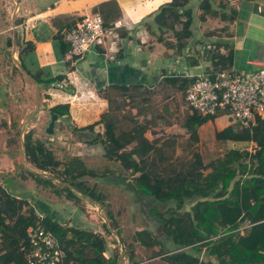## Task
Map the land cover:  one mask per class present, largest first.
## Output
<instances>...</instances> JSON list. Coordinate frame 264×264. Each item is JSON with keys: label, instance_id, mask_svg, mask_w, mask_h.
<instances>
[{"label": "trees", "instance_id": "16d2710c", "mask_svg": "<svg viewBox=\"0 0 264 264\" xmlns=\"http://www.w3.org/2000/svg\"><path fill=\"white\" fill-rule=\"evenodd\" d=\"M190 1L170 0L159 6L151 17L157 31L161 34L165 31L172 33L171 39L179 54L182 49L191 45L186 41L190 38L192 40L189 32L194 26V17L205 23L209 17L218 18L225 24L235 17L233 8L226 10V0L218 5L219 11L212 7L210 0H198L196 12L189 5ZM92 12L101 15L103 27L111 34L125 36L124 28L113 26L120 15L114 1L101 2ZM225 24L220 26V31L225 30ZM142 25L150 35L151 24L144 21ZM212 35L207 32V37L211 38L200 42V48L190 52L193 61L188 64L191 66L199 61H207L208 66L203 69V73L211 79L219 72H233L230 36L227 33L226 37L222 35V38H213ZM54 37L59 41L64 54L66 45L62 40L63 36L55 34ZM157 39L162 40L161 36ZM29 49L30 46L25 44L18 54ZM75 59V56L67 57L66 66L69 69L72 67L70 61ZM20 65L23 72L39 85V100L43 103L47 98L44 92L50 84L65 78L64 75H58L42 81L38 75L28 73L21 63ZM163 81L184 92L193 78L170 75L164 77ZM42 85L45 86L42 88ZM141 86L134 81L109 85L102 93L107 102V110L99 115L97 121L78 128V131L85 133L86 142L99 144L102 156L114 160L123 171L130 172L133 178V183H128L123 177L111 180L107 173H103L101 177L104 181L97 183H127L123 185L124 188L131 191L148 214L159 222L162 239L144 228L134 232L135 241L147 248L159 245L157 250L154 248L150 258L157 257L165 264H264V119L256 118L255 124L250 128L235 130L227 126L216 131L215 138L222 141H252L253 152L228 149L192 179L182 174L181 166H175V163L162 157L155 158L144 169L142 163L146 159L131 154L119 155V151L125 146L145 143L147 139L143 136L135 115L117 116L116 112L121 107L115 100L120 98V103L123 104L134 100L135 96H142L140 102L145 103L148 101L146 95L150 92L143 90L144 87ZM134 105L138 107L137 102ZM48 111L58 118L68 117L66 104L53 105ZM224 113L223 110H217L209 116L192 111L185 115L182 125L193 130L206 121L213 120L215 115L221 116ZM98 124L102 128L101 133L94 134L93 128ZM11 125L15 126L14 123ZM34 136V130L28 129L22 134L20 142L23 159L29 165L25 170L33 181L48 188L58 186L67 198L73 199L81 212L86 210L84 204L81 207L78 205L83 199L102 206V199L95 193L97 183L92 182L89 186L86 181L89 178L95 179L97 173L87 168L77 156L57 159L49 141ZM37 215L33 208L26 207L24 199H17L0 185V264H26L18 247L25 238V231L37 224ZM105 216L109 223L101 218L100 223L109 232L112 228L110 213L106 212ZM41 222L52 232L64 252L61 264H119L118 248H113L110 256H104L106 246L101 234L72 226L61 227L49 214L43 215ZM202 249L206 256L214 258V262L201 260Z\"/></svg>", "mask_w": 264, "mask_h": 264}, {"label": "crops", "instance_id": "0c3cea01", "mask_svg": "<svg viewBox=\"0 0 264 264\" xmlns=\"http://www.w3.org/2000/svg\"><path fill=\"white\" fill-rule=\"evenodd\" d=\"M5 1L0 0V48L4 49L6 45H9V63L13 64L17 68V72L25 77L28 82L32 83L34 82L23 72L20 63L28 73L38 75L42 81L58 75L65 76L63 80L51 83L50 87L45 90L44 93L47 98L43 101H45L44 107L46 106L47 109L45 113H47L49 121L45 126L41 127L42 129L38 128L37 132L34 129V134L38 133V131L43 133L52 147L54 144H64V141H60L59 138L61 136L62 139V135L65 132V134L71 136V145L76 150L75 156L79 157L85 166H87L85 156L95 159L96 152L101 150L98 146L99 144L86 142V137H82L85 133L78 131V128L97 121L99 115L107 110V102L101 95L106 87L109 85L127 84L131 81L139 82L142 85L141 87H144L143 90H148L150 93L156 92L158 101L164 103L163 110L167 115L172 113L169 117L172 118L174 115L178 116L179 112H182L184 103L182 101L178 102L177 93L170 90L171 88L169 87H172V85L166 84L163 78L170 75L190 78V75L202 73L203 69L208 66L207 61H199L194 65H188L189 62L193 61L190 57V52H195L197 48H200L199 43L203 42L200 38L204 36L206 38L205 41L211 38L206 37L205 34L201 33L196 37L190 31L189 34L197 41V46H192V41L188 43L189 40H187L188 45H191L182 49L180 54L175 51L176 48L173 42L162 45L157 38H154L151 44H147L148 39L153 35L150 36L142 25L144 23L143 18L147 16L152 17L159 6L168 3L170 0ZM106 1H114L116 3L120 15L115 21L120 20L122 25L119 28L125 29V36L118 35L117 33L113 36L108 35L103 46L97 45L94 50H90L84 56L75 57V60L70 61L72 67L69 69L66 66V61L67 57H72V55L68 53V46L65 42L66 51L62 54L59 41L54 37L55 34L63 36L76 20L91 13L95 6ZM226 1V10L233 8L235 10V17L230 23L225 24L220 21L221 24L218 25L222 27L225 24V31L230 36L232 70L252 71L264 65V0ZM195 4V0L189 3L193 8V12H195ZM3 7H5L6 11L5 15L2 14ZM7 20H9V25L5 27L2 24ZM202 24H205V22H202ZM196 25L195 29L198 26ZM148 35L150 36L149 38ZM226 36L227 34H225ZM219 37L222 38L223 36ZM25 44H28L30 49L19 55V49L24 47ZM144 48L147 49L144 50ZM172 50L174 51L172 52ZM0 57L2 58L1 54ZM146 57L149 58L146 59ZM156 57H158L159 63L156 64L154 70L148 69L150 64L157 61L155 60ZM44 86L40 87L43 88ZM36 87L39 89V85ZM168 89L171 91V94ZM163 91H168V94H164ZM148 102L149 98L148 101L136 108L137 111H134V118L140 124L143 136L147 139V142L138 145L129 144L119 151V155L131 154L137 155L141 159H146V162L142 163L144 169H147L155 158L162 157L163 159H169L171 162H176L177 165L181 166L183 174L192 179L201 173L202 168L209 166L213 160L206 164L194 151L192 161L185 164L183 160H176L175 153L178 149H187L189 143H191V147H197L198 142L201 140V129L210 127L213 136L216 131H220L227 126H231L235 130L241 129L236 124L229 123L223 115L213 120H208L193 130L184 127L182 122H180L179 129L177 128L178 126L173 128L163 123L170 120H162L156 115L150 116L147 110ZM175 102H178L177 107L175 108L173 104L170 108L169 104ZM56 104H66L68 106L67 118H58L48 111L49 107ZM174 109L175 111H171ZM184 109H186L185 115L190 113L185 105ZM41 113L44 112L39 111L38 114L34 113L33 118L37 119L42 115ZM146 118L147 120L144 122ZM161 122L164 127L162 125L159 126V124H162ZM24 123L22 125L23 128ZM57 123L62 125L63 128L61 130ZM27 124H30V122H27ZM101 129L100 124L94 126V134L101 133ZM35 136L37 135L35 134ZM88 139L90 138L88 137ZM214 139L220 141V145L223 143L227 144L228 149L250 150L253 144L252 141H222L216 139L215 136ZM0 150H3V148L0 147ZM4 155L5 157L0 156V159L4 162V166L11 171L13 169V161L9 157H6L11 155L9 153H5ZM98 161H103L106 165L109 161L114 162L113 160L104 158L102 153ZM35 192L37 194V191ZM36 194L30 197L13 196L17 199H24L26 207L31 206L37 214L42 216L45 214L51 215L61 227L72 226L83 230H87L84 228H88L92 230L91 232H95L93 224L91 225L79 218L81 211L77 208V204L73 203V199L60 200L57 195L54 199H51L50 192H45V194L43 192L44 196L40 194L36 196ZM63 203L69 207L72 206L69 212V215L72 217L62 219ZM82 203H87V206L94 209L89 204L91 202L88 203L86 200ZM77 213L78 216H76ZM137 242H134V249L137 247ZM138 243L141 244L140 242ZM104 256L107 257L106 253ZM137 263L143 262L138 261Z\"/></svg>", "mask_w": 264, "mask_h": 264}, {"label": "rangeland", "instance_id": "374dc122", "mask_svg": "<svg viewBox=\"0 0 264 264\" xmlns=\"http://www.w3.org/2000/svg\"><path fill=\"white\" fill-rule=\"evenodd\" d=\"M195 1L196 4L194 6V10L196 12L199 1L198 0ZM210 1L212 7L216 8L217 11L220 10V7L218 5L224 2V0H210ZM3 2L6 1L3 0ZM4 8L5 7H3V12H2L3 15L6 14ZM143 20L151 24L150 35H153L152 37L148 35V38L149 37L150 38L148 39L147 44L148 43L151 44L152 41H154V38H157L158 36H161L162 40L160 42L162 43V45L173 42V39H171L172 33L170 31H165L163 34H161L159 31L157 32L156 27L153 26L152 24L151 16L144 17ZM15 21H17V19H15ZM195 24L198 25V26L196 25L197 26L196 29H195ZM218 24H221L218 18L209 17L206 23L202 24V22H199L197 18L194 17V21L192 24L194 26L192 27L191 32L193 35H196V37L201 33L203 35L205 34V36L207 37V32H211L213 34L212 35L213 38L227 34L225 30L220 31V25ZM2 25L7 27L9 25V20L4 21ZM203 38L204 36H202L200 40H203L204 42L206 38L204 39ZM191 41H192V46L194 47L197 46V41H195L194 38H192V40L190 38L188 43H190ZM15 44H16V40H15ZM5 47L6 48L4 49L0 48V54L2 55V58L0 57V147L3 148V150H0V156H3L4 158L5 157L4 154L9 153V155L11 156H6V157H9V159L13 161L12 163L13 169L11 171L8 170V168L4 166V162L0 159V185H2L3 188L6 191H8V193L16 197H30L31 195H35L36 194L35 191H37L36 196H38V194L44 196L45 192H50L52 196L51 199H54V197L57 195L58 199L66 200L68 198L65 196L66 195L65 192H63V190L60 189L58 186L53 185L52 188L48 189V187H45V185L43 184H37L35 181H33V179L29 176V174L25 170V168H29L28 167L29 165L26 164V162L24 161L21 152L22 148L20 142H21L22 134L28 129L30 130L36 129L37 132V129L41 128L42 126H45L49 120L46 115L47 113H45L47 111L46 106L44 107L45 103L39 100L38 97L39 89L38 87H36L37 85L35 83L28 82L25 77H23L17 72L13 64L9 63L10 48L9 45H6ZM147 48H144V50H146ZM173 51L174 50H172V52ZM148 58L149 57H146V59ZM157 59L158 57L155 58V60ZM157 63H159V60L150 64L148 69L154 70ZM169 88H171L170 90L173 91L174 93H177L176 97L179 100L178 102L182 101L184 103V104L182 103L183 104L182 112L181 113L179 112L178 116L174 115V117L169 118L172 113L169 115L166 114V112L163 110L164 103L158 101L156 92L151 94L149 93L150 94L149 96L147 95V97L149 98L147 110L150 113V116L156 115L162 120H170L166 123L163 122L165 125L168 124L173 128H176L178 126L177 128L179 129L180 122L183 121V116L185 115L186 112V109H184V105H185L184 94L182 91L177 90L174 86ZM163 92L164 94H168V91H163ZM141 97L142 96H135L134 100L130 101L129 103L124 102L123 104L120 103L121 102L120 99H115L116 102L119 103L121 107L116 112L117 116L120 117L122 114L134 115V111L136 110L134 102H137V106L141 105L142 104L140 102ZM178 102L169 104V107L171 108L172 105L174 104V107L176 108ZM39 111H43L44 113H41L42 115H40V117H38L37 119L33 118L34 113L38 114ZM171 111H175V109ZM218 117H220V115H215L213 119ZM147 118H149V116H147ZM147 118L144 120V122L147 120ZM27 122H30V124H27ZM12 123H14L15 126H12L11 125ZM23 123H24V128L21 131V127ZM163 123L159 124V126L162 125V127H164ZM57 125L59 126L60 130L63 128L62 125H59V123H57ZM210 129H211L210 127L206 129H201V133H200L201 140L200 142H198L197 145L198 148L196 146L191 147V143H189L188 148L186 146L187 149L179 148L178 151L175 153V157H177L176 160H183L185 161L184 162L185 164L191 162L192 154L195 151L197 156H200L203 162L208 164L212 160L216 159V157L223 154L226 150H228L227 144L225 145V143H223L222 145H220V141L214 139V136L211 133ZM35 134L37 135L36 137H41V138L43 137L46 139L45 135L40 131H38V133ZM82 137L85 138L86 135H83ZM59 140L60 141L63 140L64 144L63 143L62 145L54 144L52 147L50 145V147L52 148V152L54 153L57 159L62 160L63 158L72 157L76 155L75 154L76 150L71 145L72 143L71 136L65 134L64 132V134L62 135V139L60 136ZM98 146L101 151L96 152L95 159H93V157L88 158L87 156H85V162L87 165L86 167L94 170L97 173V177L95 179L92 178H89L88 180L86 179L88 185L91 186V184L93 183L96 184L97 182H103L104 178L101 177V175L106 172H108L107 175L111 180H114L115 178L118 177L119 178L123 177L126 179L128 183H133V178L130 172L123 171V169L114 160H113L114 162L109 161L107 165L103 161H98L100 158V154L102 153L101 146L100 145ZM250 151L253 152V144L250 147ZM173 164L176 166V162H173ZM181 172L183 174V170H181ZM124 184L127 183H122L119 185L97 183L95 185L96 186L95 193L98 194V196L102 199L103 205L98 206L96 204H91L88 202L90 206L92 205L94 207V209H91L89 206H87V203H84L86 210H84V212H80L79 218L91 225L93 224L95 227L94 229L95 232L103 236L106 246L105 253L107 256H110L111 252L114 251L115 248L119 249V250L117 249L120 255V257L118 258L119 264H145V263L165 264L161 259L157 257L150 258L151 253L154 251V248L157 250V248L159 247V245L157 244H155L153 247L151 246L152 248L150 247L147 248V246H145L144 244H139L137 242V247H135L134 249L135 246L134 242H136L133 236L134 232L146 228L144 218H142L141 216L144 213L143 210L144 207H142L140 201L134 197L131 191H129L128 189L126 190L124 188L123 186ZM82 201H86V200L83 199ZM63 204L64 206L62 208L63 211L62 219H64L65 217L67 218L72 217L69 215L72 206L69 207L68 205H65V203ZM79 204L81 207L83 203L79 202L78 205ZM187 204L188 202L185 203V205ZM106 212L110 213V217H111L110 226L112 225V228L110 229L109 232L107 231L106 227H103L102 224L100 223V218L102 221L104 220L105 222L109 223L108 221L109 219L105 216ZM76 216H78V213L76 214ZM84 229L92 231L88 228H84ZM155 234H156L155 237L160 239L163 238L159 227L156 229ZM135 250H137L136 253ZM203 250L204 249H202L200 255L201 260L202 261L211 260L214 262V258L206 256V253H204ZM129 255H132V257L128 260ZM138 261H142L143 263H137Z\"/></svg>", "mask_w": 264, "mask_h": 264}, {"label": "built area", "instance_id": "2783aa9c", "mask_svg": "<svg viewBox=\"0 0 264 264\" xmlns=\"http://www.w3.org/2000/svg\"><path fill=\"white\" fill-rule=\"evenodd\" d=\"M121 25L120 20L113 23L114 27ZM115 34L103 27L98 12H91L76 20L63 34V40L68 53L79 58L97 45L103 46L108 35ZM189 77L193 81L183 92L189 112L210 116L223 110L227 121L241 129L253 126L256 118L264 119V65L249 72H219L212 79L203 72ZM37 216V224L25 231L18 249L26 264H61L64 252L52 232L42 224L43 216Z\"/></svg>", "mask_w": 264, "mask_h": 264}, {"label": "water", "instance_id": "95a60500", "mask_svg": "<svg viewBox=\"0 0 264 264\" xmlns=\"http://www.w3.org/2000/svg\"><path fill=\"white\" fill-rule=\"evenodd\" d=\"M18 64V63H17ZM23 130V126L21 127V131ZM144 213L141 215L142 218H144L145 224H146V230L156 235V229L159 227V222L153 218L151 215H149L145 208H143Z\"/></svg>", "mask_w": 264, "mask_h": 264}]
</instances>
